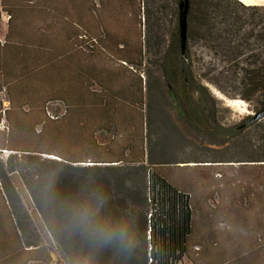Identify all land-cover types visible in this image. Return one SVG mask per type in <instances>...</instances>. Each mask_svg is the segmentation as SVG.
Returning a JSON list of instances; mask_svg holds the SVG:
<instances>
[{"label":"trees","instance_id":"obj_1","mask_svg":"<svg viewBox=\"0 0 264 264\" xmlns=\"http://www.w3.org/2000/svg\"><path fill=\"white\" fill-rule=\"evenodd\" d=\"M124 1L131 17L140 18L141 28L133 33L112 30L102 19L97 32V12L111 0H0L9 17L0 39V94L8 101L6 107L0 96V126L7 122V131L0 130V154L11 152L0 160V264H52L51 251L66 264H180L202 241L218 244L214 232L200 230L215 221L209 203L216 197L225 215L234 216L232 223L250 236L247 246L235 245L231 257L217 264H264V187L243 182L240 169L237 176L217 172L222 180L213 185L202 170L212 165H201L233 169L229 163L247 161L228 156L240 134L260 121L225 124L203 81L240 90L243 100H256L258 112L264 109V6L189 0L182 54V0L167 6L168 16L157 9L154 30L150 26L146 34L141 0ZM167 7H160L162 14ZM153 37L162 40L155 51ZM198 45L220 60V71H197L193 48ZM103 51L117 69L101 63ZM151 66L157 67L154 75L146 80L137 75L132 85L118 87L119 68L141 73ZM55 103L66 110L56 121L46 113ZM90 115L93 122L99 118L93 128L83 118ZM57 124L77 143L76 151H32L34 138L37 143L47 136L59 139ZM102 132L111 139L100 142ZM199 137L221 147L210 148L215 158L183 155ZM85 163L90 165L80 166ZM258 165L264 172V164ZM85 213L87 225L79 223ZM98 227L124 228L127 239L103 240L94 234ZM225 235L231 237L229 231Z\"/></svg>","mask_w":264,"mask_h":264},{"label":"rangeland","instance_id":"obj_2","mask_svg":"<svg viewBox=\"0 0 264 264\" xmlns=\"http://www.w3.org/2000/svg\"><path fill=\"white\" fill-rule=\"evenodd\" d=\"M120 1L125 2L124 0H111L110 4L107 5V7L103 10L100 11L99 13L97 12V18H96V24L94 22L93 26H95L97 32L100 30V23L101 19L104 21V23L108 24L109 26L112 27V30L119 31V32H125L127 33H133L137 31L139 28H141L139 25L140 24V18L138 17V13L133 14L131 17V11L132 8L125 3H121ZM241 1V0H240ZM59 3H61L59 1ZM173 4V0H141V5H142V14H141V21H142V30L146 34L148 27L151 26V32H153L154 27H155V15L157 9L160 11L161 15L163 16H168L169 8L167 7L168 5ZM167 7V11L163 13V9L160 7ZM60 8L64 9V11H67V6L63 4V6L60 4ZM45 12V10H44ZM71 12V10H68L66 13ZM141 13V12H140ZM159 13V15H160ZM45 17H48V13L44 14ZM93 16V14H92ZM93 20V17H92ZM94 21V20H93ZM91 21V22H93ZM8 22H9V17L6 13H3L0 10V39L3 42L4 38L8 32ZM21 23V22H20ZM168 20L166 22V19H164L162 25L167 27H164V30H168ZM22 26L24 24L22 23ZM27 26V25H26ZM157 27V24H156ZM163 29L160 30V33L163 35ZM25 32H29L27 30H24ZM31 32H29L30 34ZM166 33V32H165ZM153 42L152 48L153 51L158 49L159 44H161L162 40L160 39H155L154 37L152 38ZM165 39V38H164ZM163 46V45H162ZM193 53H194V61H195V66L197 68L198 72H205L209 67H216L218 71L222 69L220 60L214 56V54L206 49L205 47L198 45L193 48ZM101 63H103L106 67L113 69H117V65L115 62V59H113L109 54H106L104 51L101 53ZM155 59H158V56H154ZM152 59V60H155ZM99 63V62H98ZM125 69L119 68V75H121L118 87L123 88L124 86H130L134 83L137 75H140L143 80L147 79L148 76H150V73L154 75V71L157 70V67L151 66L150 71L147 69V72H141L134 70L133 73H126L124 71ZM216 75H218V72H214ZM151 75V77H153ZM205 85L208 86L209 90L211 93L215 96V98L219 102L220 106V118L223 120V122L227 125H243L247 124L248 120L252 118L255 114L258 113L257 107L258 103L256 100L252 102H247L246 100H243L240 97V90H235L231 87L225 88V89H220L219 87L207 82L203 81ZM99 90V88H97ZM1 99H3L5 102V106L8 107V101H7V96L5 92H2L0 94ZM234 101H243V104L240 105L239 107L234 106L233 103ZM241 108L244 110L241 111ZM46 113L51 119H61L63 116L66 114V110L63 107L62 104L55 103V104H50L46 108ZM89 117V118H87ZM83 117L86 118V121L90 120V126L91 128L95 127V124H97L99 118L95 117V122L91 119V115ZM84 120V119H83ZM88 124V123H87ZM7 127V122L4 119L1 123L0 130L4 131L3 129L6 130ZM37 133L41 130V126L37 127ZM54 130L59 132L60 137L59 139H52L51 137H45L43 139L42 143H37V140L34 138L32 140L33 146H32V151H48V152H57L54 154H68L69 152H74L76 151L75 149L77 146V143L75 141L70 140V137L67 138L65 135L67 130L63 129L60 127L59 124L54 126ZM7 131V130H6ZM241 137L239 139L237 138L236 141V146L234 147L235 150L231 151L230 156L228 157H234L238 160H247L246 162L243 163H229L233 164L234 168L233 169H227V166H222V163H203L201 165H212L211 167H203L205 169H202L203 171H206L208 175V178H210L211 181H213V185H219L221 183V175H217V172H224L225 170H229V173H225L227 176H237V169H240L243 174H241L240 179L244 180L243 182H247L248 180H251L252 182L255 181L256 186L262 185L264 187V172L261 170L258 164H261L264 162H249V160H254V158H259L262 157L264 158V119L259 122V124L256 125L254 128H250L248 130H245L242 132ZM99 141L100 142H106L111 139V134L102 132L99 136ZM239 142V144H238ZM194 144L196 146L194 148H186L185 153H183L184 156L189 155H194L198 154L200 157L202 155H205L207 159H213L215 158V155L217 154L214 151H209L210 148H212L215 151H219L221 147L219 146H213V145H208L205 142H201V137H199V140L194 141ZM200 148V149H199ZM0 149H2L0 147ZM11 152L7 150H2V153L0 154V160L6 161L7 158ZM45 157L51 158V159H57L56 156L54 155H44ZM45 157H42L44 159ZM25 163L24 161H22ZM90 165L88 164H81V167H86ZM194 165V164H191ZM241 165V166H240ZM188 171V170H186ZM185 173V172H184ZM178 174H183L182 172H179ZM86 175V174H84ZM221 178V179H220ZM218 180V181H217ZM210 206H212L213 210L216 212V218L214 223H212V227L210 229H206L204 226L201 225V232L202 234L205 233L206 231L208 232H214L217 237H218V244L214 245L213 247L210 246L209 244H204L207 243L206 241H202V246H197L193 248L191 251V259L185 258L182 263L180 264H217L220 262L222 258L228 260L233 251H234V246L239 244L240 246H247V243L249 242L250 236L248 235V230H240L239 226L236 225L235 223H232L234 216H226L225 213L222 211L224 207V203L216 197L215 201H211L209 203ZM256 210H259L258 204H255ZM264 212V211H263ZM262 212V215L264 213ZM256 215V212H255ZM253 222V221H252ZM252 226V224H250ZM231 233L230 238H225V233L226 232ZM200 239V237H199ZM252 241V239H251ZM232 252V253H231ZM51 256L53 257V263L52 264H66L64 262V258L62 255L58 254L55 251H51Z\"/></svg>","mask_w":264,"mask_h":264},{"label":"water","instance_id":"obj_3","mask_svg":"<svg viewBox=\"0 0 264 264\" xmlns=\"http://www.w3.org/2000/svg\"><path fill=\"white\" fill-rule=\"evenodd\" d=\"M188 12H189V0H182L180 4V40H181V50L182 54L186 53L187 38H188ZM264 119V109L255 114L250 123L261 121Z\"/></svg>","mask_w":264,"mask_h":264},{"label":"clouds","instance_id":"obj_4","mask_svg":"<svg viewBox=\"0 0 264 264\" xmlns=\"http://www.w3.org/2000/svg\"><path fill=\"white\" fill-rule=\"evenodd\" d=\"M88 215L82 214L79 223L83 225L88 224ZM95 235H97L99 238L106 240V241H111V240H118L121 243H123L127 239V232L124 228H119L116 230H108L105 228H97L95 230Z\"/></svg>","mask_w":264,"mask_h":264},{"label":"crops","instance_id":"obj_5","mask_svg":"<svg viewBox=\"0 0 264 264\" xmlns=\"http://www.w3.org/2000/svg\"><path fill=\"white\" fill-rule=\"evenodd\" d=\"M246 5H257V6H264V2L261 0H241Z\"/></svg>","mask_w":264,"mask_h":264},{"label":"snow or ice","instance_id":"obj_6","mask_svg":"<svg viewBox=\"0 0 264 264\" xmlns=\"http://www.w3.org/2000/svg\"><path fill=\"white\" fill-rule=\"evenodd\" d=\"M261 2H264V0H261ZM230 103H233L234 104V106H237V107H239L240 105H242L243 104V101H234V102H230ZM244 109L243 108H241V111H243Z\"/></svg>","mask_w":264,"mask_h":264}]
</instances>
